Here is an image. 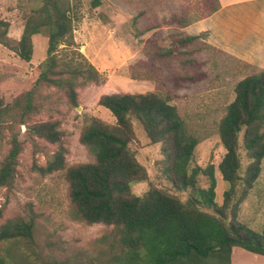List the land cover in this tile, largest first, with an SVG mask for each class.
<instances>
[{
	"label": "rangeland",
	"instance_id": "1",
	"mask_svg": "<svg viewBox=\"0 0 264 264\" xmlns=\"http://www.w3.org/2000/svg\"><path fill=\"white\" fill-rule=\"evenodd\" d=\"M61 1L71 17L73 44L58 45L56 69L61 70L56 77L69 79V71L86 68L87 63L97 72L94 80L73 77V101L66 86L34 85L39 63L45 57L44 29L32 36L28 61L14 51L26 14L40 0H0V20L7 23L8 41V46L0 44V101L10 103L33 88L31 112L21 118L11 113L0 117V163L13 136L20 144L11 184L0 187V224L21 218L31 220L33 228L29 240L0 241V254L15 264L113 263V256L120 252L115 228L77 218L64 177L66 167L93 161L78 140L89 118L114 123L109 111L97 104L100 95L110 93L151 91L167 95L188 132L198 139L193 163L201 168L213 165L216 206L222 205L223 193L228 192L229 201L223 208L227 220L260 233L264 221V154L249 186L223 181L216 168L224 152L217 136L218 120L233 98L235 83L252 69L209 48L202 40L204 33L183 45L176 44L177 38L186 35L184 27L176 24L177 16L192 22L206 14L214 0H100L96 7L89 0ZM130 121L133 138L128 148L147 176L146 181L132 182L130 191L140 195L156 188L184 201L187 190L174 187L160 172L159 144L149 143L139 122L134 118ZM43 122L55 124L60 132L57 141L31 131L32 125ZM259 130L264 134V124ZM58 152L62 168L47 170L46 165ZM238 155L243 173L248 161L240 136ZM195 184L205 188L206 177L197 174ZM240 264L252 263L243 259Z\"/></svg>",
	"mask_w": 264,
	"mask_h": 264
},
{
	"label": "trees",
	"instance_id": "2",
	"mask_svg": "<svg viewBox=\"0 0 264 264\" xmlns=\"http://www.w3.org/2000/svg\"><path fill=\"white\" fill-rule=\"evenodd\" d=\"M89 3L96 7L100 0H89ZM215 7L214 2L211 10ZM189 23L177 16L179 28ZM6 29L7 23L0 20V44L4 46H8ZM41 29L46 31L45 57L39 63L34 85L66 86L73 101V77L81 75L94 80L97 72L87 63L86 68L69 71V79L56 77L61 70L56 69L58 45L73 44L71 17L61 0H40V4L26 14L14 47L21 60L30 59L31 38ZM198 37L186 34L177 38L176 44L183 45ZM32 90H26L10 103L0 101V117L11 113L21 118L31 112ZM97 104L109 111L114 123L89 118L78 140L93 156V161L66 167L64 177L77 218L115 228L120 252L113 256L112 264H229L232 246L264 255V221L261 232L257 233L227 220L223 208L229 201L228 192L223 193L222 207L216 206L213 201V165L201 168L193 163V149L198 139L188 132L167 95L151 91L102 94ZM132 118L139 122L149 143L159 144L160 172L174 187L187 190L184 201L156 188H149L140 195L130 191L132 182L147 180L144 167L128 148L133 138ZM262 124L264 70H259L235 83L233 98L226 103L217 123V136L224 152L216 168L223 181L241 186H249L254 181L259 160L264 154V134L259 130ZM30 129L49 141H57L60 136L52 122L32 125ZM239 136L248 161L243 173H240L238 155ZM9 143L0 163V187L11 184L20 149L14 136ZM45 168L50 171L62 168L61 153L53 155ZM197 174L206 177L205 188L195 184ZM32 228L31 220H7L0 224V241L29 240ZM0 264L15 263L0 254Z\"/></svg>",
	"mask_w": 264,
	"mask_h": 264
},
{
	"label": "crops",
	"instance_id": "3",
	"mask_svg": "<svg viewBox=\"0 0 264 264\" xmlns=\"http://www.w3.org/2000/svg\"><path fill=\"white\" fill-rule=\"evenodd\" d=\"M214 2L216 7L184 26V32L204 33L202 40L209 48L252 69L251 73L264 70V0ZM229 259V264H240L243 259L264 264V255L237 246L231 247Z\"/></svg>",
	"mask_w": 264,
	"mask_h": 264
}]
</instances>
